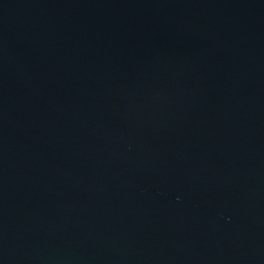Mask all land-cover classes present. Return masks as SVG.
I'll list each match as a JSON object with an SVG mask.
<instances>
[{
	"label": "water",
	"instance_id": "1",
	"mask_svg": "<svg viewBox=\"0 0 264 264\" xmlns=\"http://www.w3.org/2000/svg\"><path fill=\"white\" fill-rule=\"evenodd\" d=\"M0 264H264V0H0Z\"/></svg>",
	"mask_w": 264,
	"mask_h": 264
}]
</instances>
